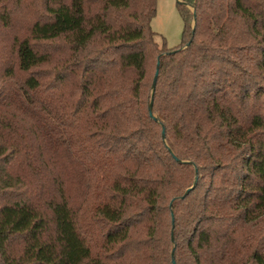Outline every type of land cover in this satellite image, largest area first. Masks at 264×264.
<instances>
[{"label": "trees", "instance_id": "trees-1", "mask_svg": "<svg viewBox=\"0 0 264 264\" xmlns=\"http://www.w3.org/2000/svg\"><path fill=\"white\" fill-rule=\"evenodd\" d=\"M181 1L0 0V264H264V0Z\"/></svg>", "mask_w": 264, "mask_h": 264}, {"label": "rangeland", "instance_id": "rangeland-1", "mask_svg": "<svg viewBox=\"0 0 264 264\" xmlns=\"http://www.w3.org/2000/svg\"><path fill=\"white\" fill-rule=\"evenodd\" d=\"M29 5L23 7V16L18 13V19L21 23H29L34 19V11L39 8V0H28ZM179 0H158L157 13L154 17L151 27L152 30L160 37L166 40L169 49L177 48L182 43L184 30V21L178 8ZM31 5H33L31 7ZM19 33V30H10L1 34V40L4 45L8 46L12 37ZM161 44V39L159 38ZM154 67V59L149 61V72L152 73Z\"/></svg>", "mask_w": 264, "mask_h": 264}, {"label": "water", "instance_id": "water-1", "mask_svg": "<svg viewBox=\"0 0 264 264\" xmlns=\"http://www.w3.org/2000/svg\"><path fill=\"white\" fill-rule=\"evenodd\" d=\"M180 1V4H184L181 0H179ZM195 17V16H194ZM158 68H159V65H158ZM158 68H157V72H156V75H155V78H154V81H153V89H155V87H156V84H157V78H158ZM152 104H153V101L151 102V105H150V115L154 118V119H156L155 118V116L153 115V112H152ZM163 136H164V132H163ZM190 190L191 189H189L187 192H186V194H188L189 192H190ZM184 198V197H183ZM173 264H175V262L173 261Z\"/></svg>", "mask_w": 264, "mask_h": 264}]
</instances>
